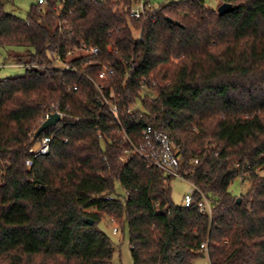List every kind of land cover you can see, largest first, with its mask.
<instances>
[{
	"label": "trees",
	"instance_id": "obj_1",
	"mask_svg": "<svg viewBox=\"0 0 264 264\" xmlns=\"http://www.w3.org/2000/svg\"><path fill=\"white\" fill-rule=\"evenodd\" d=\"M6 3L0 48L21 49L8 56L25 72L0 80V264H110L105 216L126 223L132 264H193L202 243L209 264H264V0H220L233 7L223 16L203 0L165 2L138 20L126 1H35L24 19ZM79 42L99 53H73ZM52 54L70 55L73 70ZM104 68L113 74L103 81ZM101 82L135 144L145 125L169 135L210 217L200 194L174 205L173 179L127 157L96 98ZM51 106L72 119L27 167ZM237 179L248 185L239 196Z\"/></svg>",
	"mask_w": 264,
	"mask_h": 264
},
{
	"label": "built area",
	"instance_id": "obj_2",
	"mask_svg": "<svg viewBox=\"0 0 264 264\" xmlns=\"http://www.w3.org/2000/svg\"><path fill=\"white\" fill-rule=\"evenodd\" d=\"M36 5L39 8H43L47 4V0H35ZM116 1H126L131 3V7H129V15L131 18L138 20L143 17L148 11L153 12L156 5L153 4L150 0H116ZM73 36L72 32H69V37ZM73 53L80 52L85 55H97L99 50L92 46L87 45L85 42H79V46L73 48ZM70 55L66 58V60L62 59L57 54H52L50 58L57 63V66L61 68L63 71H70L73 70L71 66L67 63V59ZM113 74L112 70L104 68L99 73L100 80H108L111 75ZM97 95L96 98L99 102L104 103L107 107L111 118L112 124L117 129L118 134H120L121 142L128 143L129 149L127 151V157L130 155H136L142 159H144L147 163V166L154 167L162 171L163 175L167 178L171 179H178L182 181H189L187 178L186 173H182L180 168L181 164V152L178 147H176L169 137V135L162 130L154 129L151 125H145L140 132V141L138 143H134L133 140L128 136L126 131L123 129L120 117L118 115V107L117 104L114 102V93L113 91L110 92L109 96L106 97L103 91V84L97 83L94 84ZM76 89V88H74ZM50 114H57L59 116V121L49 127L47 130H51L48 134L41 135L36 144L31 147L27 154L28 159L25 161V165L27 167L31 166L32 160L39 158L41 156H45L49 153L51 144L53 142L55 134L60 130L65 124H67V120L70 118L67 114L60 112L54 106L49 108L48 113L45 114L43 119L41 120V124L48 119ZM72 119V118H70ZM79 119L75 118L74 121L77 122ZM194 163H197V160H194ZM191 183V182H190ZM192 184V183H191ZM194 188V193L201 195V200L198 202V211L200 214L211 216L212 212V204L210 201L205 197L198 188H196L192 184ZM112 196H108L105 200H112ZM194 202L193 195H185L183 198V207L188 208ZM114 222L113 219L110 220ZM118 232L117 228H112V234H116ZM200 249L206 253L207 244L202 243L200 245Z\"/></svg>",
	"mask_w": 264,
	"mask_h": 264
},
{
	"label": "rangeland",
	"instance_id": "obj_3",
	"mask_svg": "<svg viewBox=\"0 0 264 264\" xmlns=\"http://www.w3.org/2000/svg\"><path fill=\"white\" fill-rule=\"evenodd\" d=\"M172 1L182 0H152V3L159 5L161 3ZM33 3H35V0H7L5 10L16 17L24 19ZM204 3L208 8L216 11L220 5V0H204ZM19 51H21V49L0 48V80L24 74L25 68L12 63L8 56L9 53H17ZM36 147L37 145H35V148ZM170 188L172 201L174 205L178 207L183 205V198L185 195L194 194V188L188 181L173 179L170 182ZM229 190L233 195L239 196L240 194H245L247 192L248 185L237 179L231 184ZM115 196H120L122 198L125 196L123 189L118 183H115ZM110 220L105 216L102 218V222L97 225V228L109 237L114 248L110 264H132L127 225L124 223L120 226L117 220L114 222H111ZM112 228H117L118 232L112 234ZM193 264H209L207 254L204 253L201 257L195 259Z\"/></svg>",
	"mask_w": 264,
	"mask_h": 264
},
{
	"label": "water",
	"instance_id": "obj_4",
	"mask_svg": "<svg viewBox=\"0 0 264 264\" xmlns=\"http://www.w3.org/2000/svg\"><path fill=\"white\" fill-rule=\"evenodd\" d=\"M233 11V7L230 4L227 3H222L218 6L216 13L218 16H223L227 13H230ZM169 20V19H168ZM177 24V23H176ZM59 121V116L57 114H50L48 116V119L46 121H44L39 128L36 130L35 134H34V139L39 138V136L46 131L49 127H52L53 125H55L57 122ZM237 202H240V198L237 199ZM86 223L92 225V221L91 220H87Z\"/></svg>",
	"mask_w": 264,
	"mask_h": 264
},
{
	"label": "crops",
	"instance_id": "obj_5",
	"mask_svg": "<svg viewBox=\"0 0 264 264\" xmlns=\"http://www.w3.org/2000/svg\"><path fill=\"white\" fill-rule=\"evenodd\" d=\"M151 2H152V0H150ZM204 1V0H203ZM219 4H221V3H219Z\"/></svg>",
	"mask_w": 264,
	"mask_h": 264
}]
</instances>
